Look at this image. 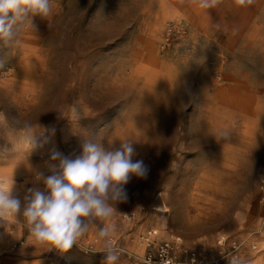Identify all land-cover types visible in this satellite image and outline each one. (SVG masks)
Segmentation results:
<instances>
[{
    "label": "rangeland",
    "instance_id": "rangeland-1",
    "mask_svg": "<svg viewBox=\"0 0 264 264\" xmlns=\"http://www.w3.org/2000/svg\"><path fill=\"white\" fill-rule=\"evenodd\" d=\"M50 3L0 41V189L22 203L0 217V264H106L95 227L62 252L22 223L51 151L88 141H132L149 168L103 222L115 264L163 247L175 264H264V0Z\"/></svg>",
    "mask_w": 264,
    "mask_h": 264
},
{
    "label": "clouds",
    "instance_id": "clouds-1",
    "mask_svg": "<svg viewBox=\"0 0 264 264\" xmlns=\"http://www.w3.org/2000/svg\"><path fill=\"white\" fill-rule=\"evenodd\" d=\"M215 2L200 0V7L207 9ZM51 11L50 0H0V41L13 42L20 22L29 16L45 19ZM43 133L33 137L31 151L42 148L51 138V134ZM134 155L132 141H121L118 148H105L101 143L88 141L82 146V154L74 159L53 149L47 162L51 174L35 175L44 190L30 188L24 197L22 223L30 236L49 249L63 252L87 233L90 226L95 227L107 245L102 251L106 254V264H115L118 255L108 243L112 229L103 222L113 215L114 203L127 201L124 185L130 178H147L148 166L142 160L134 161ZM12 187L13 184L7 190L0 189V217L7 214L16 217L21 213V200L13 195ZM96 221L103 226L98 227Z\"/></svg>",
    "mask_w": 264,
    "mask_h": 264
},
{
    "label": "built area",
    "instance_id": "built-area-1",
    "mask_svg": "<svg viewBox=\"0 0 264 264\" xmlns=\"http://www.w3.org/2000/svg\"><path fill=\"white\" fill-rule=\"evenodd\" d=\"M61 1V0H57ZM161 254L159 255L158 262L155 264H175L173 259L168 256L165 247H163ZM149 263L151 262V259H148Z\"/></svg>",
    "mask_w": 264,
    "mask_h": 264
}]
</instances>
